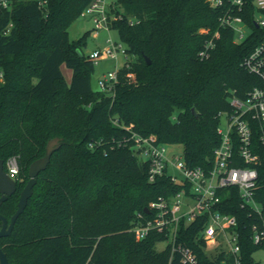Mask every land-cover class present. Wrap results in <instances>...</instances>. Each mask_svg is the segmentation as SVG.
I'll return each instance as SVG.
<instances>
[{"label": "trees", "instance_id": "obj_1", "mask_svg": "<svg viewBox=\"0 0 264 264\" xmlns=\"http://www.w3.org/2000/svg\"><path fill=\"white\" fill-rule=\"evenodd\" d=\"M92 1L0 0V158L17 156L20 165L18 190L0 213L11 218L31 163L45 155L50 140L60 142L11 234L0 237L15 264H169L171 247L157 248L162 234L138 240L131 227L152 200L178 187L166 176L149 181L147 162L133 140L124 141L132 132L156 135L182 144L188 165L205 167L220 141L218 113L231 110L232 91L244 97L261 84L242 65L264 36V26L255 23L264 9L254 0L241 12L250 28L243 41L220 26L222 8L208 0H118L111 29L127 43L129 67L118 70L113 92L93 91L95 62L82 50L85 37L70 40L68 32ZM217 30L215 47L202 58ZM63 64L73 70L70 83ZM258 140L255 133V146ZM256 150L262 162L255 199L264 209V151ZM229 190L223 211L237 217L244 264H255L262 247L252 228L260 218L241 206L236 187ZM206 220L179 229V242L201 261Z\"/></svg>", "mask_w": 264, "mask_h": 264}, {"label": "built area", "instance_id": "obj_2", "mask_svg": "<svg viewBox=\"0 0 264 264\" xmlns=\"http://www.w3.org/2000/svg\"><path fill=\"white\" fill-rule=\"evenodd\" d=\"M118 0H93L80 16H90L94 23L93 33L98 36L101 30H110L111 22L118 16L113 13ZM213 8H222L219 16L220 26L231 28L236 32L237 41L245 40L250 28L241 14L246 0H208ZM259 9H264V0H254ZM132 23V22H131ZM258 27L264 26V17L255 16ZM208 32V29H202ZM220 36L215 31L207 47L202 50V58L207 57L215 47V38ZM124 62L119 64L120 57ZM114 58L116 70L99 78L102 90L113 92L118 70L126 64L127 51L122 42L111 37L103 48H97L88 54V58L96 62L103 58ZM243 67L256 75L261 84L254 86L244 97L233 91L229 97L231 110L218 113L220 123L218 134L220 141L214 148L211 164L190 166L184 155L171 156L168 144L159 142L156 135L142 136L132 132L124 141L133 140L132 148L148 164V179L155 182L166 176L178 189L160 195L145 208L148 212H138L131 231L136 239L146 238L151 232L163 235L161 241L165 247H171L169 264H244L237 231V217L223 211L224 198L231 196L229 188L238 189L241 206L251 209V214L260 218V224L253 225V241L264 250V209L255 199L259 188V166L261 155L256 150L264 151V36L248 53ZM131 76V73H129ZM4 72L0 69V81ZM115 122H118L117 120ZM255 133H258V144H254ZM8 174L17 180L20 165L17 156H10L5 161ZM205 216L207 220L201 232L203 250L207 255L201 261L196 251L179 242V229L182 223L189 224L197 218ZM159 241V242H161ZM176 262V263H175Z\"/></svg>", "mask_w": 264, "mask_h": 264}, {"label": "water", "instance_id": "obj_3", "mask_svg": "<svg viewBox=\"0 0 264 264\" xmlns=\"http://www.w3.org/2000/svg\"><path fill=\"white\" fill-rule=\"evenodd\" d=\"M258 26V25H257ZM82 55L81 51L78 50ZM150 63V59L146 57ZM91 87L93 91H102V86L98 78L91 75ZM60 147L59 138L50 140L46 147L45 155L34 160L29 167V179L20 192V198L16 211L13 213L10 219L4 214L0 213V237L8 236L11 234L17 218L24 212L28 205L29 199L33 194L34 185L37 182V177L41 171L45 170L50 162L53 152ZM18 190V182L12 178L5 169V160L0 158V206L7 200V198L13 195ZM148 212V209H145ZM0 264H15L10 262L7 253L0 247Z\"/></svg>", "mask_w": 264, "mask_h": 264}, {"label": "rangeland", "instance_id": "obj_4", "mask_svg": "<svg viewBox=\"0 0 264 264\" xmlns=\"http://www.w3.org/2000/svg\"><path fill=\"white\" fill-rule=\"evenodd\" d=\"M257 16H262V14L258 13ZM94 23L90 16H79L77 19L72 21V23L68 27L69 38L70 40L77 39L79 37H85V43L82 45V50L84 54L87 56L89 53L94 51L97 48H103L106 45V40L111 37L114 41L122 42L124 48L127 47V43L121 39L118 30L110 29L108 30H101L99 35L96 37L93 33ZM124 62V58L121 56L118 63L122 64ZM117 61L114 58H103L97 60L95 62V67L93 70V74L96 78H103L104 74L108 73L109 71L116 70ZM62 71L65 80L70 83L73 70L72 68L68 67L66 64L62 65ZM168 150L171 156L183 155V145L182 144H168ZM165 242L161 241L158 242L157 248L164 249ZM255 264H264V250L258 249L254 253Z\"/></svg>", "mask_w": 264, "mask_h": 264}]
</instances>
